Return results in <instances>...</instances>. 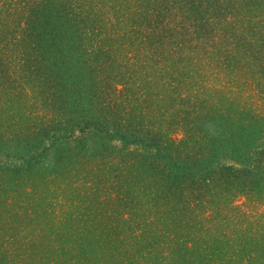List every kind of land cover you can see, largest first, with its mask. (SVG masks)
Listing matches in <instances>:
<instances>
[{
  "label": "trees",
  "instance_id": "1",
  "mask_svg": "<svg viewBox=\"0 0 264 264\" xmlns=\"http://www.w3.org/2000/svg\"><path fill=\"white\" fill-rule=\"evenodd\" d=\"M106 1L111 3L108 6L110 10L113 9V13L101 11V14H98L96 10L90 9L86 5L87 3L82 0H1L0 13L2 12L4 17L0 19V35L4 38L7 36L8 39L21 33L30 38L33 41L32 44L40 42L47 50L46 52L43 51L41 59H38L34 53V60L27 51L25 55L29 61L23 56L22 62L18 63V68L24 69L28 74L27 78L32 76L34 80L39 78L45 80L52 75L53 77H49L50 83L55 81L57 75H68L65 78L67 84L63 88H50L49 92L46 90L47 86L42 87L40 84L42 87L40 90L42 106L52 113L50 117L52 121L47 123L45 122L46 119L38 117V120H33L39 122L30 125L32 119L27 116L26 120L29 121V124L24 126L23 122L22 124L19 123L21 119H17L18 122L16 123L22 126H18V128L14 126V133L18 130L25 132L29 139L26 146L34 144L33 150L27 152L28 155L24 154L27 157L26 164H18L15 168L0 165V171H6L7 168L12 174H23L21 176L22 181H27L26 176L31 175V172H34L40 163H44L50 159L51 154L55 153L59 147L56 146L57 141L69 139L80 127L84 131L87 128L93 129V134L98 139H108V137L115 136L124 143L138 142L157 151L151 160L153 163L149 160L152 157L149 154L137 158L133 168L141 178H137L135 174L130 175L134 170L132 169L130 173L128 171L129 179H127L123 172L124 166L118 168V165L114 164L111 170V179L114 183L112 189L119 188L121 191L123 189V192L130 194V191L133 192L138 188V191L145 196H152L154 186L156 187L155 181L160 179L163 182V188L166 187L167 182L171 183L169 187L167 185V188H162L161 193L164 194V198L161 199L164 202L167 190L168 194L178 192L184 195L186 188H184L183 182L189 177L188 181L192 184L191 188H194V185L198 191L207 192L204 204L207 205L210 202V205L213 206H208L211 207V212L213 211L211 217H216L217 214L223 216L224 210L221 205L236 198L237 194H241L240 192L248 187V183L249 191L256 189L264 191V187H255L259 179L264 178V149L256 152L259 155L249 156L247 158L249 164H246L243 170L234 165L217 162L214 158L220 154L219 150H222L224 145L219 143L221 136H217L216 132H209L210 129H208L216 125L218 128L216 131L219 132L222 126L219 113L225 115L227 112L233 111L232 113L236 116L243 114L238 122L240 121L247 134L249 147L256 149L255 138L261 139L264 147V114L255 110L256 102L252 99L253 97L242 96V94H248L246 91L253 83L258 84V87L264 86V22L258 19L259 14L254 15L252 11L251 15L249 9L246 8L250 5L251 0H126V3L121 2V0ZM260 1L264 3V0ZM255 2L256 0H252L251 7L255 6ZM263 5L261 4L259 8L263 7L264 9ZM250 16L252 20H250ZM124 18L128 20L123 27ZM57 25L64 26L66 31L72 29L73 38L67 39L65 47L70 43L69 41L75 39V43L76 41L83 43L84 37L88 38V42L95 44L96 48L92 50V54L87 50V47L85 48L87 51L84 50L83 53H79V57H87L86 62L79 64L75 54L66 57V54L69 55L70 53V48L64 49L62 47L59 52L57 50L51 52V49L56 46L50 45L49 42L55 41L57 43L58 37L53 36L55 33L52 32L47 36V32L51 28L56 29ZM119 28L123 32H120ZM101 30L105 31L107 35L98 36L97 33H100ZM3 42L1 45L4 46L0 51L1 89L2 86L6 88V83H9L11 88L14 87L8 73L6 72L5 75L7 80L1 74V70L5 71L3 67L7 65V59L3 57V53L7 49L10 50L8 46L5 48L6 45ZM137 43H144L148 48H143L138 56L132 57L136 58L137 67L142 69L145 74L150 73L149 71H155L152 75L153 79L147 77V83L152 84L153 81L150 80L156 81L157 86L160 87L158 90L162 93L160 96V92L156 91L157 97L160 96L161 101H163L165 93H167L166 90L172 89V84L177 87L174 94L180 99L178 100L174 95H171L170 98V100H174L177 107L174 111L166 110L164 106L158 105L156 112L154 106L156 103H150L151 96L147 99L148 106L145 109H142L141 112L140 110L132 111L129 109V105L138 103L137 98L134 97L133 102L127 98L118 102L117 99L120 100L124 97H120L117 93L110 95V92L113 93L111 90L108 97L102 98L103 101L99 107L104 111V109H111V104L116 106L122 114L120 120L124 121V124L120 123L118 126L110 127L105 123L106 121L96 117V114H85L83 120L88 126H78L76 120H68L64 123L56 120L58 116H62L61 113L65 114L68 109H76L83 102L85 96L91 99L90 94L94 91L100 94L108 93V89H103L106 81L101 80L100 82L98 77H93L94 72H101L102 75H106L107 72L112 71L113 76L118 74L122 79L124 78L123 74L120 73L122 68L127 69L125 75L138 73L135 70V65L130 67L128 63L130 56L127 54L129 55L131 50L141 46L126 51L127 46ZM84 45L82 46L84 47ZM32 47L34 49L33 45L30 46V48ZM77 49L80 51L82 47ZM74 52L76 53L77 50L75 49ZM49 53L58 56L55 61H51L52 63L47 58ZM108 64L109 68H107ZM210 65H214L216 70L211 69ZM76 67L78 68L75 70ZM221 71L224 72L222 79L219 77V84L209 93L203 82V77L207 74L216 78ZM109 86L112 87L110 84ZM99 88H101L100 91ZM78 93L79 98L76 96ZM3 94H6V89L3 90ZM60 99L62 100L61 104ZM241 100L246 102L241 103ZM262 100H264V95H262ZM224 105L226 106L224 107ZM2 110L0 108V154L6 152V156H10L8 154L13 151V145L7 133L12 125L7 128L2 126ZM112 116L115 118L117 115L115 116L114 112ZM55 121L58 125H55ZM173 121L178 124H186L187 130L185 129L183 137L175 134L169 127ZM68 132H70L69 136H67ZM89 147L90 145L85 146L84 144L78 149L80 152L95 149V146ZM68 153L70 154L69 150ZM75 157L77 156H72V158ZM255 159L259 160L256 169L251 167ZM162 161H166V164H163ZM121 162L123 161L120 160ZM61 169L64 171L63 168ZM255 170H260L261 175L256 176ZM1 176L0 173V178ZM45 177L47 179V175ZM145 177L153 181V184L151 182L149 184V190L143 189L144 186L139 185L140 182L148 183ZM250 181L252 182L251 185ZM8 187V184L5 186L3 182L0 184L1 204L2 202L6 203L11 197L8 194ZM158 188L161 187L158 186ZM196 200L198 203L202 202L200 193ZM204 210L206 211L207 207ZM14 213L17 217L21 214L19 210L15 212L14 207H7V203L3 208H0V219H3L2 222L5 220L4 226L6 229L11 227V230L14 229L16 232L21 229L19 225L15 227L10 223V218H14ZM194 214L193 212L186 213V219L189 223L186 222L185 225L171 222V229L164 230L162 228L155 232L156 234L160 232L161 236L170 242L167 248V252L170 249V257H162L158 264L264 263L260 255L254 253L257 251H253V247L246 244L242 237L237 243L238 247H235L234 243L228 242L229 246L226 245L227 247H225L228 248L227 250L221 246L220 237L216 238L212 241L211 252L205 253L203 249L206 246L202 247L201 237L198 238L190 224ZM116 217L117 221L113 220L111 223L121 224L118 227L120 230L119 237V235L124 234L125 230L122 226L126 225L127 219L122 218L119 214ZM39 224L40 222L37 221L36 225L32 226L25 221H20L24 231L32 229L28 232L30 235L35 234L39 227L51 235L55 234L51 231V225L48 222L41 226ZM86 234L84 229L77 232L76 235L74 234L70 241L62 240L61 242L72 246L73 251L84 250L83 243ZM107 234L109 237L112 235L110 232ZM125 237L127 239L129 235L120 238V248H115L120 250L125 243H128L129 250L134 254L132 258L122 260L120 264H141L146 257L145 247L136 244L134 240L130 241L132 237L130 240H126ZM30 241L31 244L34 242L31 239ZM116 241L117 239L112 240L110 246L114 248ZM168 241L165 243L168 244ZM52 242L54 241L48 240L46 248L38 249V254L42 252L47 255V258L45 256L47 262L43 261L44 264H58V256L51 244ZM232 247L235 249L229 256L222 254L224 250L227 252ZM18 254L21 255L19 252ZM137 256L139 259L136 258ZM151 262L155 264V261Z\"/></svg>",
  "mask_w": 264,
  "mask_h": 264
},
{
  "label": "rangeland",
  "instance_id": "2",
  "mask_svg": "<svg viewBox=\"0 0 264 264\" xmlns=\"http://www.w3.org/2000/svg\"><path fill=\"white\" fill-rule=\"evenodd\" d=\"M82 1L87 3L86 5L90 9L96 10L98 14H101V11L113 13V9L110 10L108 6V4L110 5L111 3L106 0ZM121 2L126 3V0H121ZM251 4L252 0L250 1V5L246 7L251 12V15L252 11L254 15H256V13L259 14L260 17L258 19L264 22V9L263 7L259 8V6L264 3L260 0H256L255 6L251 7ZM1 6L2 3L0 0V8ZM1 17H4L2 12L0 13V19ZM125 18L123 20V27L128 20ZM250 20H252L251 16ZM247 21L249 22V20ZM55 28L54 30L51 28L47 32V36L52 32L55 33L53 36L56 35L58 37L57 43H55V41L49 42L50 45L56 46H52L51 52L53 53L56 50L59 52V49H62V47L64 49L70 48V53L69 55L66 54V57L75 54L76 61H78L79 64L80 62L81 64L86 62L87 57H79V53H83L86 47L91 53L92 50L96 48L95 44L88 42V38L84 37L83 43L82 41H80V43L76 41L75 43V39L69 41L70 43L65 47L67 39L73 38L72 29L66 31L64 26L62 27L59 25ZM95 29H97V27H95ZM119 30L123 32L121 28H119ZM19 34H17L16 37L8 39L7 36L4 38L0 35V51H2L4 46L1 45L2 41H4L3 44L6 45L5 48L8 46L11 50L7 49V51L3 53V57L11 63L6 61L7 65L3 67L5 71L1 70V74L5 76L8 73L14 86L11 88L9 83H6V88L5 86H2V89L0 88V108L3 109L2 126L7 128L12 125L7 136L10 137L13 145V151L8 154L10 156H6V152L0 154V165L10 166L11 168H15L18 164H26L27 157L24 156V154L28 155L27 152H32V147L34 146V144L26 146L29 139L25 132L17 129L18 131L14 133L15 128L22 126L16 123L18 122L17 119H21L19 123L22 124L23 122L24 126L29 124V121L26 120L27 116L32 119L30 125L38 123L39 121L34 122V120H38V117H43L46 119L45 122L47 123L51 122L52 119L50 120V117L52 113L48 112V110L42 106L43 101L41 100L42 96L40 90L43 86H47L46 90L49 92L50 88H63L65 84H67L65 78L68 75H57L55 81L51 83L49 77H53L52 75L48 76L45 80L41 78L34 80L32 76L27 78V72L22 68H18V63L22 62L23 56L26 57L25 54L27 51L28 55L34 60V53L38 59H41L43 51L46 52L47 50L40 42L32 44L33 41H31L30 38H27L21 33ZM97 35L104 37L107 33L101 30ZM83 44H85L84 47L82 46ZM31 45L34 46V49L33 47L30 48ZM80 46L82 49L78 51L77 48ZM137 46L141 47L137 48ZM134 48L137 49L131 50L130 54H127V56H130L128 63L130 67L131 65H135V70H137L138 73L125 75L127 69L122 68L120 71L124 76L122 79L118 74L113 76L112 71L107 72L108 74L106 75H102L101 72H94L93 77H98L100 82L101 80L106 81L103 85V89H108V93L100 94L94 91L90 94V96H92L91 99L85 96L83 102L79 104L76 109H68L65 114L61 113L62 116H58L56 120L63 123L68 120H76L78 126H88L85 120H83L86 116L85 114H96V117L102 121H106L105 123L110 127L118 126L120 123L124 124V121L120 120L122 114L118 111L119 109H117L116 106L111 104V109H104V111L99 107L103 101L102 98L108 97L111 90L113 93L110 92V95L117 93L120 97H124L120 98V100L117 99L118 102L124 101L126 98L133 102V98H137L139 101L138 103L129 105V109H132V111L140 110L141 112L142 109H145L148 106L147 99H149L150 96L152 97L150 103H156V105L154 104L156 112L158 110V105L164 106L166 110L169 109L170 111H174L177 107L174 104V100H170V98L171 95L175 96L174 92L176 93L175 89L177 87L172 84V89L168 88L166 90L167 93H165V97L163 101H161L160 96H162V93L158 90L160 87L157 86L156 81L150 80L153 81V83H147V77L149 76V79H153L152 75L155 71H149L150 73L145 74L142 69L137 67L136 58L132 57L138 56V53L143 48L147 49L148 47L145 46L144 43H137L136 45L132 44L127 46L126 51ZM75 49L77 50L76 53L74 52ZM47 58L49 62H53L58 56L49 53ZM27 61H29L28 58ZM210 67L216 70L214 65H210ZM77 68L78 67H76L75 70ZM107 68H109V64ZM90 73L93 74L91 71ZM223 75L224 72L222 71L219 72L216 78L205 74L203 82L209 93L216 88L217 84H219V77L222 79ZM7 79L8 78L5 76V80ZM109 84L112 85L111 88ZM263 88V85L258 87V84L253 83L246 91L248 94H242V96L248 98L253 97L252 99L256 102L255 110L260 114H264V100H262V95H264ZM5 89L6 94H3V90ZM100 90L101 88H99V91ZM156 91L160 92L159 97H157ZM76 96L79 98V93ZM114 98H116V96H114ZM175 98L178 100L180 99L176 96ZM17 102L22 105L17 104ZM61 102L62 100L60 99V104ZM240 102L245 103L246 101L241 100ZM226 105H224V107ZM243 106L246 105L243 104ZM114 112L115 116L117 115L115 118L112 116ZM232 112L233 111L230 113L227 112L225 115L219 113L222 122L219 132L216 131V129H218L216 125L208 129H210L209 132H216L217 136H221V141L219 143L220 145H224L223 148H221L222 150H219L220 154L214 159L217 162L234 165L243 170L246 164H249L247 158L251 155L258 154L256 152L264 149L263 141L255 138L254 145L256 149L249 147L247 134L240 121L238 122V120H241L243 114L236 116ZM189 118L191 119V117ZM231 119H233V121H231ZM54 123L58 125L56 121ZM14 126L15 128H13ZM169 127L175 134H179L181 137H183L185 129L187 130L186 124H178L176 121L170 123ZM93 133V129L87 128L86 131H84L83 128L79 127L76 133L71 135L69 139L58 140L56 146L59 147L54 154H51L50 159L46 160L44 163H40V166H37L36 170L31 172V175H24L27 181H22L23 179L21 176L23 174H12L7 168L6 171H0L2 174L0 184L3 182L5 186L8 184L10 187H8V194L11 195V197L6 201L7 207H14L15 212L19 210L21 213L18 217L15 215L16 213H14V218H10L11 225L15 227L19 225L20 231L18 230L15 232L14 229L11 230V227L6 229L4 226L5 220L2 222L3 219H0V264H44L43 261L47 262V255L42 252L38 254V249L46 248L48 240L54 241L51 244L55 248V253L58 256V264H120L122 260L125 261V259L132 258L134 254L129 250L128 243H125V245L128 246L124 245L122 249H118L120 248V238L125 235H129L127 239L125 237L126 240H130L132 237L130 241L134 240L136 244H141L145 247L144 252L146 257L141 264H152L151 261H155V264H158L162 260V257H170V249L167 252L170 242L165 239L164 236L162 237L160 232H158V234L155 232L160 231L162 228L164 230L171 229V222H176L180 225H185L186 222L189 223L186 219L187 212L196 214V217L194 214L193 221L190 224L195 230L198 238L201 237L200 241L202 247L206 246V248L203 247L205 253L211 252V247L213 246L212 241L216 238L220 237V240H222L221 246L223 248L229 246L228 242H232L235 247H238L237 243H239V239L244 238L246 244H250V246L253 247V251H257L254 253H258L261 260H264V191L260 189L249 191L248 183V187L240 192L241 194H237L236 198L221 205V208L224 210L223 218L220 214L215 215L216 217H211L213 213V211L211 212V207L213 206L210 205V202L207 205L204 204L207 192L198 191L197 187L194 185V188H191L192 184L188 181L189 177L183 182L186 193H184V195L178 192L168 194L167 190L165 196L168 198L166 199L165 197L164 202L161 199L164 198V194L161 193V191H163V182L160 179L155 181L156 187L154 186V194L152 196H145L138 191V188L133 192L130 191V194L123 192V189L122 191L119 188L112 189L114 183L111 179V170L114 164H116V166L118 165V168L124 166L123 172L125 177L129 179L128 171L130 173V171L134 169L133 165L137 161V158L149 154L152 156L149 158L151 162L157 151L138 142L124 143V141L115 136L112 138L108 137V139H98ZM67 134V136H69L70 132ZM84 144L85 146L90 145L89 148L95 146V149H89L87 152H80L78 148ZM25 148L27 149L25 150ZM72 156L77 157L72 158ZM120 160L123 162L120 163ZM162 163L166 164V161H162ZM180 163H182V161H180ZM258 163L259 160L255 159L251 167L256 169ZM61 168H63L64 171H62ZM132 174H135L137 178H141V176L136 173L135 169L130 173V175ZM46 175L47 179L45 177ZM255 175H261V171H256ZM55 177H57V179L54 180ZM145 178L148 183L140 182L139 185L144 186L145 188L143 187V189L149 190V184L150 182L153 184V181L148 177ZM167 183L169 187L171 183ZM257 183L255 187H264V178L261 177ZM251 184L252 182L250 181V185ZM167 185L165 188H167ZM158 186L161 188H158ZM198 192L202 196L201 203H198L196 200V198H199ZM170 195L171 197H169ZM6 203H0V205H2L0 208H3ZM209 205L211 207H208ZM205 207H207L206 211L204 210ZM118 214L122 218L127 219L126 225L122 226L125 230L124 234L119 235V237L118 233L120 230L118 227H120L121 224L111 223L113 220L117 221L116 216ZM20 221H25V223L32 224V226L36 225L37 221L40 222V226L48 222L51 225V231L55 234L51 235L48 232L42 231L39 227L35 234L30 235L28 232L32 229L24 231L20 225ZM84 229L87 233L83 243L84 250L73 251L72 246L61 242L62 240L70 241V239L74 237V234L76 235L77 232ZM107 232L112 233V235L109 237ZM115 235L116 237L114 238ZM30 239L34 241L32 244ZM114 239H117V241L113 248L110 246V242ZM167 241L168 244L165 243ZM130 247L133 248V246ZM225 249L227 250L228 248ZM234 249V247L231 249L229 248L227 252L224 250L222 254L229 256ZM18 252L21 253V255L18 254ZM136 258L139 259L138 256Z\"/></svg>",
  "mask_w": 264,
  "mask_h": 264
}]
</instances>
